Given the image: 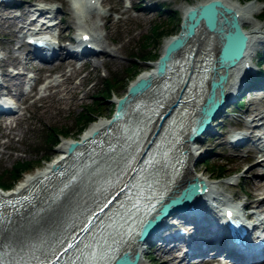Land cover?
<instances>
[{
    "label": "rangeland",
    "instance_id": "obj_1",
    "mask_svg": "<svg viewBox=\"0 0 264 264\" xmlns=\"http://www.w3.org/2000/svg\"><path fill=\"white\" fill-rule=\"evenodd\" d=\"M18 1L23 2L19 6L0 4V57L3 58L0 62L2 65L0 93L10 92L7 95L18 110L13 115H0V173L12 169L17 161H35L48 157L47 162L24 174L19 180L21 181L25 176L33 175L49 162L57 159L59 157L57 146L61 141L79 139L82 132L89 127L78 134L79 126L76 120L79 113L84 106L91 103L93 95L102 91V80L114 77L115 88L108 98L99 100L102 103L100 111L102 117L96 120L109 121L116 100L127 94V88L138 73L154 67L156 61L133 63V57L161 55L165 39L175 36L179 29L184 15L181 7L190 5L196 0H95L98 5L97 10L86 8L82 16H76L66 0ZM117 1H120L119 5ZM234 1L240 5L247 4H243L245 0ZM251 2L255 5V11L247 14L250 22L243 26L245 31L251 30L252 23L264 26V19L259 18L264 10L263 5L257 0ZM158 3L160 5H157ZM39 5L42 6L39 10H44L45 14H53L54 10L46 12L45 9L54 7L56 19L61 17L66 21V24L55 27L49 35L56 38V33H59L70 37L78 29L90 31L96 35L94 45L100 52L95 55L89 54L81 60L72 58L71 65L64 68L57 65L59 61L46 64L34 59L30 47L26 44L27 36L32 32L31 26L28 25L30 18L26 14L29 13V9L37 8ZM169 16L172 17L171 20ZM157 25L163 27L166 33L172 34L161 40L153 38L149 47L144 49L146 36L150 35L152 27ZM260 51L263 54L264 38L260 42L255 41L251 49L249 57L253 69L250 77L257 75L258 71H262L264 75V66L259 68L255 65L256 54ZM133 65L135 72L137 71L134 74L129 71ZM9 66L18 74L10 75L7 71ZM60 70H63L66 76H70L68 81L64 82L65 76L61 75ZM71 71L74 72L73 75H70ZM28 74L36 77L29 84L25 83ZM75 89L77 91L73 96L71 92ZM240 90H234L232 95L238 96ZM243 98L242 107L235 108L233 104L228 105L222 116L211 121L210 125L217 130V134L212 137L203 135V139L196 143L200 155H197L193 162L195 167L204 173L205 179L210 178L222 195L239 207L251 201L247 194L251 189L252 180L258 182L264 180L262 176L264 169L249 158L260 150L262 144L264 145L262 125L264 119H260V113L264 111V90L248 92ZM250 111L253 113L249 114ZM237 112L240 116L235 115ZM49 127H62L69 131V136L60 138L58 145L56 144L57 146L55 145L51 150L42 137ZM235 133L239 135L241 133L246 137V142L240 145L238 150L228 142L232 141V135ZM205 158L209 159L212 166L224 167L226 175L216 179L215 172L205 169L202 162ZM263 197L264 194L257 196L259 199ZM156 248L157 246L150 250L149 256L143 254L144 264H159L153 259L159 258L164 249ZM174 255L182 257L183 252L173 248L169 256ZM186 260L188 261L189 258ZM219 262L232 264L229 259L220 258ZM183 264H186V261ZM203 264H217V261Z\"/></svg>",
    "mask_w": 264,
    "mask_h": 264
},
{
    "label": "bare ground",
    "instance_id": "obj_2",
    "mask_svg": "<svg viewBox=\"0 0 264 264\" xmlns=\"http://www.w3.org/2000/svg\"><path fill=\"white\" fill-rule=\"evenodd\" d=\"M75 1L78 4V7H76L77 11H79L80 8H85V9L88 8V9H92L93 11L97 10V3L95 0L94 1L93 0H75ZM209 1H212V0H196L194 3H192L190 5L181 7V9L185 13L187 10H189L191 8H195L199 5H203ZM218 1L220 3H222L224 6H228L229 8H231V10L233 12L236 13V16H237L236 19H237V21L240 25V28L242 29L244 35L246 36V44H245V48H244V51H243V54L241 57V62H239L235 66L227 69L226 72L222 69L217 71V73L225 75V82L222 84L220 90H221V93L224 94V96H226L227 94L232 93L234 90H236L238 88L239 82H242V79L239 77H241V76L244 77L248 73H250V71L252 69V67L249 65V59H250L249 56L251 55V49H252L255 41L260 42L261 39L264 38V26H262V25L260 26V25H257L255 23H252L253 27L251 28L250 31H245L243 28L244 25H246L247 23L250 22V19L247 16V14L253 13L255 11V5L253 2L247 3L245 5H240L239 3H236L234 0H218ZM26 2H29V0H26ZM65 2L67 3V1H65ZM117 3L119 5L120 1H117ZM157 5H160V3H158ZM29 15H30V13L26 14L27 17H29ZM75 15L78 16L77 14H75ZM62 24H66V21H64L63 18L58 22V26H61ZM30 25H34V21L30 22ZM84 33L87 34L90 38V40H87L85 42L91 43V42L95 41L96 35L92 34L90 31L79 29L76 34L81 35ZM173 38H175V37L166 38L164 41L163 48L168 42L173 40ZM66 44L67 43H65L64 45H66ZM189 44L196 46V50L198 52L197 54H199L200 52L201 53L202 52L211 53V52L217 50L218 38L214 33H212L211 31H208L207 29H205L204 27L201 26V27H199V29L195 33L194 38L189 41ZM56 52L58 55L54 58L53 62L59 61V64H57V65H59L60 67H63V68L71 65L70 60L73 58L71 55L64 54V52L62 51V49L60 47H58ZM53 62H51V63H53ZM247 66H248V68L246 69ZM245 69H246V71H245ZM59 72L61 73L62 76H65L64 82L68 81L70 79V76H66V74L63 70H60ZM73 73L74 72L71 71L70 75H73ZM138 79H148L152 83L156 82L154 67H149V68L141 71L140 73H138L134 81H136ZM52 88H54V85H52ZM76 91H77V89L73 90L71 92V94L74 96L76 94ZM7 94H10V92H7ZM222 101H223V99H222ZM224 101H225V99H224ZM252 113H253V111L249 112V114H252ZM260 115H261L260 119L263 120L264 119V111L261 112ZM106 125H107V123L103 122V121L92 122L89 125V127L85 131L82 132V134L80 135V137L77 141L90 139L94 132L102 131ZM263 125H264V123H263ZM202 138H203V136H202ZM239 139H241V138L236 137L235 135H232V140H239ZM70 141H73V140L66 139V140L61 141V143L59 145L57 144L58 146L56 145L57 150L59 151V157H57V159L49 162L43 169L35 172L33 175L25 176L21 181H19L17 183V185H15V187H13L12 189H10L4 193H0V196L9 197V196L15 195V194L19 193L20 191L24 190L26 187H28L32 182H34L38 178H41L42 176L47 175L52 170L54 165L59 164L66 157L67 143ZM198 141H201V139H196L192 142H188V141L182 142V148L184 149L185 154L182 158V162H181V165H180L178 171H176L175 175L172 177V179L170 181V184L168 186L167 196L177 195L178 192L186 185L187 182L202 181L203 185H205V187H206V192L201 194V195L193 197L189 201L190 205L193 206V210L192 209L189 210V212L192 213L191 216H193V218L191 219V216L188 217V221L186 223L189 225L192 224L190 226L188 225V227L191 230H194V229L197 230L196 229L197 224H200L202 227H204L205 229L210 231L211 237H209L208 235L204 236L202 238L203 242H201V243H203V244L208 243L207 246H210V247H212L213 244H216V246L220 247L221 249H225V251H227L228 253H231V252H233L231 250L232 246H230L231 241L226 242L224 235H221V232L219 231V229L222 231V228H221L220 223H219V221H220L219 214L221 211L224 210V208L226 206L230 207V205H228V203H230L231 201L222 195L221 191H219L214 186V184L212 183L210 178L208 180L205 179L204 173H202L199 169H197L195 167V165L193 164L195 157L197 155H200L199 148L197 146H195ZM249 158L253 161H256V163H258V165L261 167V169H264V150L260 149L256 153L250 155ZM262 176H264V175H262ZM259 194H264V180L261 182H258L256 180H252L251 189H250L249 193L247 194L249 199L251 198V201H249L248 203H244V204L240 205V207H238V208L233 207L231 209L232 210L231 212H237L245 220H247V215H248L249 216L248 221L251 223L259 224V226H262L263 227L262 230L264 232V218L263 217L259 218L258 221L255 220V222H253V220L256 216H260V215L264 214V197L262 199L257 198V196ZM161 204H159V206ZM56 206L60 210H62V212H64V213L69 211L68 207H66L65 205L57 204ZM241 207L242 208L246 207L247 209L250 208L249 209L250 212L247 211V209H241ZM198 209L203 210L204 213H201V215H199L198 213H193L194 211H196ZM49 210L50 209L48 208L44 211H40L39 214L35 215V218L41 220L42 217L45 216L46 221H48V222L53 221L57 215H56V213H51ZM185 214H186L185 212L176 211L175 214L169 215L166 218V220H164V218H163L162 221L160 222L159 226L161 227L162 224L165 225L172 217H173L172 221L176 224L178 221L183 220V218H185L183 216ZM237 218H239V216ZM251 223H249V224H251ZM191 226H193V228ZM251 229L255 230L256 228L252 225ZM173 232H174V234H173ZM165 233H166V235H164L163 237H168L169 239H164V238L162 239L161 238V241H159V243H157L156 249H159L162 245H163V247H167V248H165L164 252L161 253L159 258L153 259V261L154 262L158 261L159 264H183L186 260L185 257H187L186 253L183 254L182 257H180V256L176 257L175 255L173 257L169 256L170 251H172L173 248H177V247H175V245L172 247H171V245L177 243L178 241H175V240L179 239L180 238L179 236H181V235L177 234L178 233L177 231H169V229H167V231ZM175 235H178V236H175ZM263 235H264V233H263ZM230 239H232V238H230ZM262 239L264 240V238H262ZM193 240H194V238H191L190 243L193 242ZM259 242H262V240ZM259 242L248 240L246 243V245H248V246H246L245 244H243V246H242V249H243L242 251H244V252L240 253V254L236 253L235 255L237 257H239L240 259L244 258L246 255L253 256L252 248L254 249V247L257 246ZM146 243L147 242H144V241L143 242L132 241V242L127 243V245H126V249L131 253L132 256L134 254L137 255L136 264H144L143 259H142V253L146 247V245H145ZM164 244H166L167 246H165ZM199 245H201V244H199ZM154 247L155 246H150L149 248H147V253H150V250L153 249ZM195 248L200 249V250L196 251L197 254L206 253V251L201 249L200 246H198V245L195 246ZM178 251L182 252V249L178 248ZM258 251L259 252H256V249H254V252L258 256H264V248H260ZM219 259H220V257L216 256V257L207 259L206 262L219 261ZM217 264H221V263L218 262Z\"/></svg>",
    "mask_w": 264,
    "mask_h": 264
},
{
    "label": "water",
    "instance_id": "obj_3",
    "mask_svg": "<svg viewBox=\"0 0 264 264\" xmlns=\"http://www.w3.org/2000/svg\"><path fill=\"white\" fill-rule=\"evenodd\" d=\"M236 17V14L229 7L224 6L218 0H212L187 10L180 21L176 35L173 36L175 38L164 46L161 55L155 61V76H162L172 63L175 55L184 48L201 26L214 33L218 38V47L214 56L207 90L198 106L193 127L187 135L188 141L199 139L208 130L211 121L223 106L225 96L221 93L220 88L225 82V75L219 74L217 71L222 69L226 72L227 69L235 66L242 57L246 36L240 28ZM150 86L151 82L148 79L133 81L127 88V94L116 100L108 123L115 122L122 115L126 104L134 97L147 91ZM95 134L96 132L92 136ZM84 144H86L85 140L68 142L66 154H71ZM203 187L202 181L187 182L177 195L167 196L156 210L157 213L145 222L137 237V241L150 240L158 235L159 224L162 219L173 212L185 211L186 204L196 194L202 192ZM136 261L137 255L134 254L132 256L127 251L116 258L112 264H136Z\"/></svg>",
    "mask_w": 264,
    "mask_h": 264
},
{
    "label": "trees",
    "instance_id": "obj_4",
    "mask_svg": "<svg viewBox=\"0 0 264 264\" xmlns=\"http://www.w3.org/2000/svg\"><path fill=\"white\" fill-rule=\"evenodd\" d=\"M249 1H252V0H245V2H249ZM257 1L261 3L264 7V0H257ZM259 18L264 19V10L259 15ZM171 19L172 17L169 16V20ZM171 34L172 33H166L163 27H160L158 25L153 26L152 29L150 30V35L146 36L145 42L143 44L144 49L149 47L151 40L153 38H157L161 40ZM158 55L159 54H152L150 57L143 56V55L135 56L133 57V63L144 62V61H154L157 59ZM262 57L263 55L260 53L257 55L256 63L258 65H260ZM134 67L135 65H133L129 70V71H132L133 74L135 72ZM259 76H264L262 75V71L257 72V77ZM102 83H103V87L101 89L102 91L97 92L96 95L92 96L91 103L84 106L77 117L76 121L79 126L78 134L83 129H85L87 126H89L92 122L102 117L101 112H100L102 109V103L99 100L108 98L110 96V94L112 93V90L115 88L116 79L114 77L105 78L102 80ZM239 106L242 107V103H240ZM68 132H69L68 130H65V128H62V127L61 128L49 127L48 130L44 131V133L42 134L43 141L47 144L48 149L51 150L58 143L60 138H66L69 136ZM47 161H48L47 156H45L44 158L35 160V161H32V160L17 161L13 165L12 169L6 172L0 173V190L6 191V190L12 189L14 185L22 178L24 174L31 172L35 168H38L43 162L45 163ZM202 162L205 165L206 170H210L211 172L216 173L215 175L216 179H221L226 175V169L224 167L212 166L209 162V159H206V158L203 159Z\"/></svg>",
    "mask_w": 264,
    "mask_h": 264
}]
</instances>
